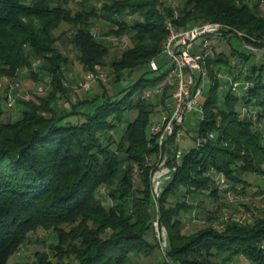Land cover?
Returning <instances> with one entry per match:
<instances>
[{
  "label": "trees",
  "instance_id": "obj_1",
  "mask_svg": "<svg viewBox=\"0 0 264 264\" xmlns=\"http://www.w3.org/2000/svg\"><path fill=\"white\" fill-rule=\"evenodd\" d=\"M70 2L81 8L69 7ZM262 4L264 0H180L170 5L162 0H106L101 4L94 0H0V75L13 77L27 68L37 74L47 70L51 79L46 95L19 100L23 106L19 119L5 121L0 109V264H7L30 231L64 223H69L71 230L58 232L57 246L65 244L73 232L71 239L81 237V246L70 252L74 264H135L132 254L160 246L152 223L151 179L144 162L145 153L158 150L156 139L147 135L156 104L145 98L143 91L163 82L167 72L155 78L142 76L112 95L103 90V101L92 113L81 122H70L66 118L74 112H58L51 105L54 97L66 91L63 65L67 58L56 51L55 30L65 33L62 26H71L68 42L91 71L104 64L110 47L94 32L96 20L109 26L103 37L128 35L132 45L110 62L117 80L143 66L154 71L150 61L161 57L167 20L182 28L215 21L251 30L255 22L259 26L264 23ZM32 18L44 26L42 35L31 28ZM244 39L257 47L255 41ZM27 46L34 50V57ZM235 54L234 49L232 56ZM228 57L217 51L207 59L212 85L197 131L206 139L183 154L173 178L159 195L158 221L167 231V245L165 259L157 264H232L238 256L250 264H264V210L247 225L230 222L218 228L211 222L203 228L183 230L182 215L200 207L194 199L198 194L206 193L213 201L221 198L214 172L223 173L233 190L239 185L245 188L243 174L264 175V131L258 125L264 118V64L248 65L246 71L238 68L234 82L243 78L244 89L238 94L235 83L228 85V92L219 100L218 65L228 63ZM240 58L247 64V55ZM38 59L41 64L35 71ZM171 87L165 85L164 93L157 97L159 103L165 102ZM249 105L255 108L251 111ZM134 111L137 116L131 119ZM121 124L123 132L117 141L112 131ZM123 159L128 167L117 174L123 188L111 189V178ZM134 167L142 172L137 184L128 172ZM102 185L111 203L99 195ZM94 214L107 220L89 226L87 218ZM110 218L117 222L110 224L108 232ZM149 230L154 233V245L147 238ZM50 259L37 253L32 264H55Z\"/></svg>",
  "mask_w": 264,
  "mask_h": 264
},
{
  "label": "rangeland",
  "instance_id": "obj_2",
  "mask_svg": "<svg viewBox=\"0 0 264 264\" xmlns=\"http://www.w3.org/2000/svg\"><path fill=\"white\" fill-rule=\"evenodd\" d=\"M103 1L106 0H94V2H98V4H101ZM162 1L164 2V5H170L176 4L180 0ZM69 7L75 10L81 8L76 2H70ZM261 8H264V4L261 5ZM131 18L132 17L128 16L127 20L132 21ZM32 19L34 26H31V28H33L38 34H41L44 26H41L38 19ZM93 19L94 17H91V20ZM255 25L256 26H253L251 30L235 28L233 29V32H229L227 36L215 40V51H222L225 55L229 56L228 58L230 60L228 63L221 62L218 65V69L220 70L218 73V81L220 86L216 93L219 100H221L228 92V85L231 86L233 83H235L233 88L238 94H241L242 89H244L243 85L245 80L243 78L234 82L235 78L239 74L238 68L246 71L248 65L252 66L256 64L259 66L264 64V23L259 26L258 23L255 22ZM70 27L71 26L68 25L62 26V28L66 30L65 33H62L61 30L54 31V34L57 37V40L54 43L56 51L60 52L64 57L67 58L66 63L63 65V85L65 86L66 91L63 96L57 95L51 102L52 107L58 112H74L68 115L66 118L70 122H81L86 118V114L92 113L95 107H97L103 101V95L101 94L103 90L106 89L107 93L112 95L118 91H122L125 87L138 80L142 76L148 79L165 74L171 66V64L164 65L162 59L154 57L152 59H158V62L161 66L160 70L149 71L148 67L143 66L135 69L132 72H125L121 79L116 80L117 72L112 68L110 62L115 56L121 54L125 48L130 47L132 42L129 36L124 35L123 33H111L103 37V34L107 33L109 26L105 22L96 20V23L93 27L94 32L97 34V36H102L101 38L103 41L109 43L110 47L109 53L105 56L104 64L97 66L94 72L103 73L104 75L106 74V80L100 79V81L92 83L91 87L87 89L85 88L84 84L86 75L91 70H86L84 64L80 62L74 46L68 42L69 35H71L69 31ZM244 37H247L258 43L257 47L246 43ZM234 49L236 50L237 54L232 56V51ZM27 52L32 54L33 57L35 56L34 50L32 51L31 47L29 46H27ZM50 54L51 53H49V55ZM241 54L247 55L249 57L247 64L242 62L240 58ZM39 64H41V62L39 63V59L34 61L33 70L36 71ZM235 65L237 67H235ZM49 74L50 73L47 70L43 71V73L37 74L32 73L31 69L24 68L19 70L13 77H9L8 75H0V109L3 111V119L5 121H15L21 117L23 106L20 104L19 100L32 99L36 98L37 96H44L47 94L49 89H51V79ZM160 85H162V82L149 85L147 88L150 89L151 92H154L158 87H160ZM211 85L212 81L210 80L209 76H206L202 92L199 94L196 100L201 106L204 105L208 98ZM9 96L11 99H9ZM151 100L155 102L156 106L154 112L151 114L149 125L147 126V135L148 137L152 135V137L156 139L159 137V134L153 133L151 131V122L161 117L160 113L163 105L159 103L157 95H154ZM11 102H13V104H10ZM254 106L255 105H249L247 108L251 109L252 111V109L255 108ZM239 111L247 112L246 109L242 108H240ZM201 115L202 110H189L185 123L181 125L177 131L176 143L174 142L175 135L172 134L169 135V138L162 144H160L156 139L158 142L157 152L155 151L152 154L145 153L144 155L145 167H147V170L149 171L148 176L151 179V189L155 202V218L152 223L155 227V236L158 238L160 246L152 249L150 246L148 247V250L141 252L140 255L137 253L132 254L131 259L135 264H157L165 259L164 249L167 245V231L164 227L159 226V210L157 202L159 200V195L173 178V175L177 170V166L182 161L183 154L187 153L197 145L196 138L198 135L197 131ZM136 116V111L131 113V119H135ZM253 120H255V118ZM258 125L264 131V118L258 123ZM122 126L123 125L121 124L117 130L112 131L113 137L117 141L122 135ZM162 154L163 156H161ZM126 157V154L123 155V158L126 159ZM127 167V160L123 159L116 171V175L111 178L113 179L111 185L112 187H110L111 189L121 187V178H119L118 175L124 173V170ZM128 172H132L133 181L136 184L139 183L141 178L140 175L142 173L141 170L138 169V167H134L133 170L129 168ZM214 175L218 176V174L215 172L213 173V176ZM243 178H245L247 184L245 188L243 185H239L237 190H233L232 186L230 187L229 181L226 179L227 186L222 187V189L220 188L221 198H219L218 201H213L212 198L207 196L206 193L203 195L198 194L194 199L198 200L200 207L197 209H192L182 215L183 230L185 232L196 230L198 228L205 227L211 222H213L218 228L224 227L230 222H235L240 225H247L258 218L264 210V175L257 173H247L243 174ZM227 188H229L228 191H225ZM99 191V195L101 197L108 199V202H104L107 204L111 203V200L109 199L110 197L107 194L108 190L106 189V186L102 185ZM169 199L172 201L173 197L171 196ZM226 214L230 216H233L234 214L246 215L247 220L243 224L232 219L225 220L224 216ZM98 215L99 214H94L87 218L89 226L93 225L96 227L97 224L92 222H103L107 220L101 215ZM209 215L212 217L209 218ZM135 218V216H132L131 220L135 221ZM116 220V218L108 219V232L110 230V224L117 222ZM79 229L81 230V228L78 227L77 232H80ZM61 230L65 233L68 232V230H71L70 224L64 223L48 228L41 226L33 231H30L24 242L10 256L7 264H32L36 261L37 253H41L44 256L50 257V260L55 264H74V259L70 252L75 246H81V237L79 239L78 237L76 239H71L72 234L75 233L73 232L70 234V237L66 240L65 244L62 246H57V244H59L57 234ZM147 238L152 245L155 244L154 233H151L150 230L148 231ZM232 264L250 263L245 257L238 256Z\"/></svg>",
  "mask_w": 264,
  "mask_h": 264
},
{
  "label": "built area",
  "instance_id": "obj_3",
  "mask_svg": "<svg viewBox=\"0 0 264 264\" xmlns=\"http://www.w3.org/2000/svg\"><path fill=\"white\" fill-rule=\"evenodd\" d=\"M165 26L168 34L162 44L160 59L164 65L171 64V66L167 70L160 87L154 92L148 88L143 91V96L149 99L154 95L161 96L166 84L172 85L165 102H160L163 105L161 117L151 122V131L159 134L156 139L160 144L165 142L171 134L175 135L174 142L176 143L177 131L185 123L189 110H202L200 121L203 119V106L196 100L202 92L205 77L208 76L207 59L214 57L216 53L215 40L233 32L231 26L215 21H205L182 28L177 27L173 21L167 20ZM150 67L154 71L160 70L161 66L158 59H152ZM100 79L106 80V74L88 72L84 84L85 88L89 89L92 83L100 81ZM208 136L213 137L214 134L208 133ZM204 139H206L204 136L197 135V144H200ZM217 174L218 176L214 175V179L219 188L222 189V187L227 186L226 177L223 173ZM224 219H232L243 224L246 222L247 216L226 214Z\"/></svg>",
  "mask_w": 264,
  "mask_h": 264
}]
</instances>
